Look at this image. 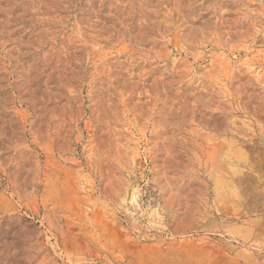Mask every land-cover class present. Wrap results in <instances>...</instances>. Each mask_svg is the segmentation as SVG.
<instances>
[{"label":"rangeland","instance_id":"1","mask_svg":"<svg viewBox=\"0 0 264 264\" xmlns=\"http://www.w3.org/2000/svg\"><path fill=\"white\" fill-rule=\"evenodd\" d=\"M0 264H264V0H0Z\"/></svg>","mask_w":264,"mask_h":264}]
</instances>
